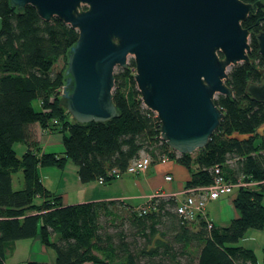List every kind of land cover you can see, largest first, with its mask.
Wrapping results in <instances>:
<instances>
[{
  "label": "trees",
  "instance_id": "trees-1",
  "mask_svg": "<svg viewBox=\"0 0 264 264\" xmlns=\"http://www.w3.org/2000/svg\"><path fill=\"white\" fill-rule=\"evenodd\" d=\"M243 1L262 2L242 21L249 31V62L230 67L226 84L232 95L214 99L224 116L192 154L178 153L161 139L160 122L136 87L132 57L114 72L112 99L119 115L103 122L72 119L61 91L77 30L55 16L40 18L31 5L18 13L9 0H0V264L15 240L34 236L53 248L52 264H264V248L260 260L252 248L236 244L247 229L264 230V101L246 90L262 80L256 34L264 31V0ZM59 57L65 63L60 69L54 66ZM44 132L60 134L62 153L40 152ZM15 142L26 146L20 155ZM141 152L151 163L169 158L186 166L184 188L210 184L215 166L226 181L257 184L235 187L237 215L225 225L208 226L204 218L178 215L174 196L153 197V209L142 214L118 199L63 205L38 173L39 166H62L70 158L81 182L104 176L106 183L109 169L123 170ZM17 171L23 182L13 188Z\"/></svg>",
  "mask_w": 264,
  "mask_h": 264
},
{
  "label": "water",
  "instance_id": "water-1",
  "mask_svg": "<svg viewBox=\"0 0 264 264\" xmlns=\"http://www.w3.org/2000/svg\"><path fill=\"white\" fill-rule=\"evenodd\" d=\"M44 20L58 17L78 32L67 51L61 97L72 119L103 122L117 117L114 69L133 74L142 103L160 122V137L178 153L202 148L224 113L217 94L231 96L228 69L249 62V31L242 21L262 2L243 0H9ZM264 57V31L256 34ZM260 83L246 90L264 101Z\"/></svg>",
  "mask_w": 264,
  "mask_h": 264
},
{
  "label": "crops",
  "instance_id": "crops-1",
  "mask_svg": "<svg viewBox=\"0 0 264 264\" xmlns=\"http://www.w3.org/2000/svg\"><path fill=\"white\" fill-rule=\"evenodd\" d=\"M39 146L40 152L62 153L64 150L60 134L56 132H44L41 134L39 136ZM192 168H194L193 165ZM72 169L73 178L70 183L71 185L63 183L61 186L59 184L53 186L51 181L46 182L47 180H45L49 177V170L51 169H44L43 166L38 167L42 184L47 190L60 195L63 205L118 199L137 209L141 205L149 203L151 197L155 194L161 196H169L171 194L177 201H180L186 195L184 183L190 177V170L186 166L169 158L154 161L146 169L137 174H123L121 177L112 179L106 183H99L96 179L81 182L76 173V165ZM167 174L171 175L170 180L164 178ZM63 176L62 170H59V177L63 178ZM127 176L131 178H125ZM96 183L105 185V189L96 191ZM234 191L233 188L231 193L221 195L217 199L206 202L205 212L208 221L222 226L237 215V211L233 205ZM17 252H20V254ZM54 258V250L41 243L38 236H34L15 240L6 253L5 264H7V261L10 264H17L18 261L26 264L28 260L45 261L52 264ZM82 264L94 263L84 262Z\"/></svg>",
  "mask_w": 264,
  "mask_h": 264
},
{
  "label": "built area",
  "instance_id": "built-area-1",
  "mask_svg": "<svg viewBox=\"0 0 264 264\" xmlns=\"http://www.w3.org/2000/svg\"><path fill=\"white\" fill-rule=\"evenodd\" d=\"M151 163V158L147 153L141 152L138 157L131 160L128 165L123 169L111 168L107 171V177L112 179H117L121 177L123 174H137L140 171L146 169ZM219 168L217 166L214 167L215 176L210 184L194 186L184 188L186 193L185 197L177 201L174 210L184 219L193 220L204 218L207 221V225H211V221L206 219V202L209 200L217 199L221 195L229 194L233 191V188L237 186H254L257 184L256 181H243L242 178H238L235 183L226 181L220 174ZM166 180L171 179V175L167 174L164 177ZM99 183H105L106 179L104 176H99L96 179ZM158 195V194H157ZM153 195L149 201V203L143 204L138 207L136 210L139 214L146 213L150 209H153V203L151 202L153 197L157 196ZM173 196V195H169Z\"/></svg>",
  "mask_w": 264,
  "mask_h": 264
},
{
  "label": "rangeland",
  "instance_id": "rangeland-1",
  "mask_svg": "<svg viewBox=\"0 0 264 264\" xmlns=\"http://www.w3.org/2000/svg\"><path fill=\"white\" fill-rule=\"evenodd\" d=\"M131 57H132L131 55H128L127 63L129 61V58H131ZM64 65H65V63H64L63 57H59L56 60V62L54 63V66L56 68H59V69L62 68ZM117 69H118V66L115 67L114 71H116ZM229 69H228V71H229ZM34 106L36 107L35 102H34ZM13 145H14L13 147H14L17 155H20L26 148V146L22 142H15ZM195 151H193L191 153L194 154ZM73 167H75V165H74V162L70 158H67L62 166H54V165L43 166L44 169H51V170H49V177L45 179V180H47L46 182L51 181L53 186H55L56 184H59L61 186V184H63V183L64 184H70L72 182V178H73V169H72ZM59 170H62V172L64 174L63 178L59 177ZM125 178H131V177L127 176ZM12 180H13V188H20L22 186V182H23L21 171H17L15 173H13L12 174ZM64 181H66V182H64ZM104 189H105V185H101V184H97V183L95 184V190L96 191L104 190ZM133 202H135V200H133ZM262 203L264 206V196H263V202ZM216 215H217V213H216ZM217 225H219V224H217ZM236 244H240V245L252 248L254 250L256 256H258V258L261 260L262 249L264 248V230L257 229V228H249L245 232L244 237L239 239V241ZM51 249L53 250V248H51ZM17 253L20 254V252H17ZM22 254H23V252H22ZM7 264H10L9 261H7ZM17 264H22V263H21V261H18Z\"/></svg>",
  "mask_w": 264,
  "mask_h": 264
}]
</instances>
